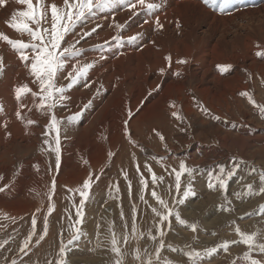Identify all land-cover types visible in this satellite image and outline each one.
<instances>
[{"label": "rangeland", "instance_id": "obj_1", "mask_svg": "<svg viewBox=\"0 0 264 264\" xmlns=\"http://www.w3.org/2000/svg\"><path fill=\"white\" fill-rule=\"evenodd\" d=\"M61 1L46 0V3L55 2L63 6ZM222 5L225 9L223 15L233 19L231 32L226 34V41L228 40L231 46H237L243 43L242 36L250 35L249 37L254 38L258 44V48L249 52V57L245 56L244 60L238 61L237 84L234 82L233 86L226 87L221 96L215 99L193 92V84L184 95L175 94L172 98L166 96V100L164 97L161 100L163 102L157 103L151 111V97L158 96L161 93L159 89L154 93L147 91L141 95L144 97L140 96V103L136 106L129 107V95L125 90L123 94L128 99L126 104H122L117 98L110 100H116L115 102L107 104L109 95L105 96L100 88L93 89L96 79L88 74L66 93L70 97L64 102L66 106L58 105L54 110L58 118H66L91 100V105L83 111L77 122L68 124L65 120L60 125L61 153L58 167L54 151L55 131L51 135H45L50 117L34 106L39 103V98L28 94L22 97L21 101H17L14 94L17 85L27 83L33 91H38V85L33 83L34 77L19 60L18 54L6 42L0 41V56L4 57L5 63L4 73L0 76V187L5 188L0 191V245H3V248H0V264H11L13 259L17 264H49V261L55 264L61 240L66 244L70 235L69 216L75 219V208L72 205L74 202L78 204L80 199L78 193L69 190L77 189L90 171L100 175V178L93 184L85 206L83 231L86 235L68 245L67 264H115L118 257L111 251L110 242L106 238L107 229L113 221L117 236L122 238L127 235L128 238L127 245L121 240L124 264H139L135 260L137 247L141 249L142 259H146L147 254L154 256L158 241H152L147 233L150 229L154 232V220L158 218L148 205L139 200V176L135 172L137 162L149 182L151 176L143 167L145 163L151 165L157 175H164L162 187L160 184L156 187L169 206L179 211L181 218L186 221L185 225H181L173 217L171 230L165 229L167 234L164 237L165 250L161 253L162 260H172L173 264H192L185 253L196 249L202 253L197 264H247L243 259L244 253L248 251L247 246L242 243L230 244L228 251L219 246L225 240L240 239L235 231L237 226L245 233L258 232L264 236V193L259 192V188L264 186L259 179L264 173V116L246 95H241L247 92L251 94L256 105H264V57L257 56L258 52L264 51V0H228L226 5L224 0H216L217 10ZM113 7L115 8L116 4ZM23 10H26V5L18 3L17 0H7L6 6H0V32L13 39L27 40L26 33L16 32L6 24L12 13ZM237 14L240 15L239 18ZM99 16V19L106 18L105 15ZM96 19L95 17L93 21L85 19L79 22L77 25L80 30L76 33L74 30L69 35L80 37L85 29L90 30L88 27L94 24ZM234 22L241 26L247 23L248 26L246 24L241 27L234 25ZM238 36H241V39H237ZM92 37L93 35L81 39L77 45L83 49L81 56L76 58L81 62H86L89 59L88 54L99 45L90 43ZM234 37L242 42H236ZM68 70L70 67L65 69V72ZM57 82L66 84L67 80L58 76ZM6 88L9 91L6 92ZM21 102L27 105L25 109H20ZM129 108L133 112L131 117L128 116ZM18 110L22 112L24 119L17 118L15 113ZM173 112L177 115L173 116ZM29 119L37 123L29 125ZM126 119L132 142L124 130ZM5 122L7 128L3 126ZM160 136L164 139L161 140ZM45 140L48 143H45ZM108 152L114 155L109 158ZM85 160L88 164L84 163ZM182 162L196 171L194 179L187 173L182 176L181 190L183 191L191 179L196 195L180 205L176 203L179 197L175 196V175H168L164 169L167 168L169 172L172 168L179 170ZM236 164L240 167L228 180L225 191L219 187L215 178L226 176ZM124 171L132 181L131 196L126 189ZM53 179L56 182L53 195L56 211L48 217V235L37 244L36 238L42 234L43 218L49 204L47 193ZM117 181L120 200L109 196L110 185ZM209 183L215 187L209 188ZM248 185L252 186L251 192ZM145 198L148 199V196ZM130 200L139 209L136 224L140 232L145 233L141 239L134 237L131 227H121L120 205L123 206L127 218L130 215ZM149 204L159 208L154 200H149ZM37 208L41 211L36 212ZM33 215H36L38 221L37 232L30 243L28 254L25 255L19 249L31 230ZM97 224L100 225L99 232L96 231ZM190 224L197 225L195 233L188 227ZM98 236L101 243H98ZM168 245L182 251L172 252ZM212 247H216L218 251L212 255L204 254L205 249ZM253 255L256 258L260 256L255 252Z\"/></svg>", "mask_w": 264, "mask_h": 264}, {"label": "snow or ice", "instance_id": "obj_2", "mask_svg": "<svg viewBox=\"0 0 264 264\" xmlns=\"http://www.w3.org/2000/svg\"><path fill=\"white\" fill-rule=\"evenodd\" d=\"M18 3L26 5V10L14 12L11 14L10 19L6 20V24L12 30L19 33H26L28 39H13L10 38L7 34L0 32V41L6 42L17 54L21 62L24 63L25 67L28 68L32 77H34L33 83L38 85V91H33V89L27 84H20L15 86L14 94L17 101H21L22 97L31 94L33 97L39 98V103L34 105L39 109L44 111L46 116H49V122L46 124L47 132L45 135H51L55 131V148L56 153V165L57 167L60 164V125L66 120L68 124L77 122L83 114V111L86 110L91 105V100L88 103L83 104L81 109L67 116L66 118H58L55 113V108L59 105L61 107L66 106L65 101L69 100L70 97L66 93L76 85L81 79L87 77L88 72L95 66L96 61L93 60L90 63L81 62L79 59H76L81 56L83 49L77 47L81 39L92 36L93 33H97V30L101 25L97 24L95 27H92L89 31L83 32L80 34L79 39L73 41H67L66 37L69 33H72L75 30L76 25L87 19L88 15H91L95 10L101 8H109L116 4L118 7L126 9L131 16H135L139 11L146 10L152 12L155 9L161 7L160 3L151 2V0H63V6H59L57 3L52 2L50 4L46 3V0H17ZM204 5L212 4L213 6L216 3V0H202ZM228 0H224L226 5ZM7 0H0V6H6ZM224 7L220 8V12H224ZM113 26L116 30V35L112 37L116 42H121L123 37L121 33L126 27V23H119L113 20ZM179 26V25H178ZM155 27L162 30L164 25L161 23L158 17L155 18ZM140 34L130 35L127 37L129 42H135L139 39ZM107 43V41L105 42ZM99 45L98 47H102ZM258 56L264 57V51L258 52ZM101 59L103 57L101 56ZM169 62V66L172 62V57L169 55L165 58ZM177 63L184 64L187 63V60H178ZM70 70L65 72V69ZM221 71H226L230 66H219ZM5 68L4 57L0 56V76L3 75ZM161 74H163L164 69H160ZM179 75V73H177ZM58 76L60 79L67 80L66 84H59L57 82ZM90 86V85H86ZM241 95H246L249 101L253 105L259 108L260 114L264 116V105H256V102L252 99L251 94L244 92ZM20 109L27 107L24 103H20ZM174 107V105H173ZM0 110H2V105H0ZM31 111V109H28ZM207 112V109H203ZM15 115L19 119H24L21 111H16ZM133 115L132 109H128V116ZM173 116H176L177 113L173 112ZM214 119H219V117H213ZM37 121L27 120V124H35ZM128 120L124 122V130L128 135V139L132 142L131 133L128 130ZM7 128V123L3 125ZM10 136L11 133H8ZM160 139L163 140L164 137L160 136ZM48 143L47 140L44 141ZM134 143V142H133ZM166 147V145H165ZM114 153L108 152L109 158L112 157ZM85 164H88V161H84ZM147 169V172L151 176V182L146 178L145 173L141 171V165L139 162L135 165V172L139 176V189L138 197L140 201H143L145 205L151 208V212L158 219L154 220V232L149 230L147 236L154 242L158 241L155 247L154 256L152 254H147L146 259H142L141 249L136 248L135 251V260L139 264H173L172 260L163 259L161 253L165 250V240L166 228L171 230L172 228V218L174 217L176 221L181 225H185L186 221L181 218L179 211H175L169 206V203L162 198L160 191L156 185L164 181V175H157L156 172L152 169L151 165L145 163L143 165ZM240 165H234L233 170L227 172V175H221L216 177V181L219 184V187L223 190H227L228 180L235 174V170L239 168ZM38 170V166H37ZM168 175H175V196H178L179 199H176V203L183 205L190 197L195 196V190L191 183V179H194V172L196 169L188 168L185 163L179 165V170L172 168L169 172L167 168L164 169ZM187 173L191 178L187 186L182 189L181 178ZM102 174V173H101ZM100 175L95 172H89L87 178L82 182V184L73 191L79 194V203H73L72 207L75 208V219H71L69 216V226L68 231L70 233L67 243L65 244L61 240L59 246L58 257L55 260V264H67V247L72 245L75 242L79 241L82 236L86 235L83 231V225L85 223V206L89 201L91 190L93 184L98 181ZM123 178L127 181L126 189L131 196L132 193V181L128 177L126 171L123 172ZM260 181L264 185V173L260 176ZM56 182L51 180V187L47 193V198L49 201L46 215L43 218V227L42 234L36 238V243L39 244L40 241L44 240L48 235V217L51 216L56 211V205L53 201V195L55 193ZM209 188L215 187L214 184L209 183ZM249 191H252V186L248 185ZM4 187H0V191H4ZM169 192L172 191L169 187ZM259 192L264 193V186L259 188ZM146 195L148 199H146ZM239 195V193H237ZM109 196L112 199L120 200V187L119 182L110 185ZM175 198V197H174ZM149 200H154L159 208L149 204ZM131 204L130 215L125 217L123 206L120 205V214L119 219L121 221V227L127 229L131 227V232L135 238L141 239L144 237L145 233L140 232L139 226L136 224L137 217L139 215V209L135 203ZM162 209V211L160 210ZM41 209L37 208L36 212H40ZM129 220H131V225H129ZM37 217L33 215L31 218V230L29 231L27 237L23 242V246L19 249L21 253L25 255L28 254L30 243L37 232ZM188 227L191 228L192 232L197 231L196 224H190ZM100 225L97 224L96 231L99 232ZM115 222H111L107 229V239L110 242L111 251L116 254L118 257L115 261V264H124V252L121 248V240L125 245L128 244L127 235H124L122 238L117 236V233L114 231ZM237 235L240 237L239 240L233 239L231 241L225 240L219 247L224 251H228L230 244L242 243L247 246L248 251L244 253L243 259L247 261V264H264V236H261L258 232H253L251 234L241 231L239 226L235 229ZM155 233V234H154ZM63 236V233H61ZM102 241L99 240L98 243ZM7 243V241H5ZM172 252L182 251V249H177L168 245ZM0 248H3V245H0ZM218 249L216 247L208 248L204 250V254L212 255L216 253ZM260 254L259 258H256L253 253ZM188 259L192 264H197L201 259L202 253L199 250L193 249L185 253ZM11 264H17V261L13 259ZM49 264H53L52 261H49ZM235 264V262H233Z\"/></svg>", "mask_w": 264, "mask_h": 264}, {"label": "bare ground", "instance_id": "obj_3", "mask_svg": "<svg viewBox=\"0 0 264 264\" xmlns=\"http://www.w3.org/2000/svg\"><path fill=\"white\" fill-rule=\"evenodd\" d=\"M151 2L160 3L161 7L152 12L142 10L137 15L131 16L126 9L116 5L115 8L112 6L97 9L92 13L93 17L92 15L87 17L88 20L91 19L92 21L95 17L97 18V21L88 28L91 29L97 24L101 25L97 33L93 34L90 43L103 46H95L88 54L89 59L85 63L96 61L95 66L88 74L96 79L92 88H100L105 96L109 95L107 104L115 102L116 100L110 101L113 98H117L122 104H126L128 99L123 94L125 90L129 95V107L136 106L140 103L141 99H138L142 97L141 95L147 91L154 93L156 89H159L161 93L158 96L153 95L151 97L152 111V107H155L164 97L166 100V96L172 98L175 94L184 95L193 84V92L212 96L215 99L221 96L226 87L233 86L234 82V84L238 83H236L239 78V72L236 70L239 66L238 61L244 60L245 56L249 57V52L255 50L254 48L258 44L255 43L254 38L249 37V33V36H242L244 39H242L243 43H240V45L231 46L227 42L228 40L226 41L228 37L226 34L231 32V22H233L231 16L223 15L215 5H204L202 0H151ZM259 13L261 14V12ZM256 14L258 15V13ZM99 15H105L106 18L99 19ZM156 17L164 25L162 30L155 27ZM255 18L257 19V17ZM253 19L252 21H254ZM113 20L126 23V27L121 33L123 39L119 43L112 39L117 34L113 26ZM235 22L234 25H240L235 24ZM78 25L75 27V33L80 30ZM204 28L207 29L203 31ZM243 29L245 28L243 27ZM86 31L88 29L83 32ZM137 33L140 34L139 39L135 42H129L127 37ZM75 36L69 35L68 39H79ZM237 39H241V36H238ZM237 39L235 38L236 42ZM106 41L107 43H105ZM169 55L172 57L170 66L165 59ZM101 56L103 59H101ZM178 60H187V63L180 64L177 63ZM255 64L257 65L258 62H255ZM219 66L230 67L226 71H221ZM161 68L164 69L163 74L160 72ZM13 101L12 103H14ZM15 107L11 108L14 109Z\"/></svg>", "mask_w": 264, "mask_h": 264}]
</instances>
